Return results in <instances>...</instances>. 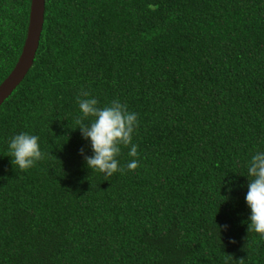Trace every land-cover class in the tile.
Masks as SVG:
<instances>
[{"label": "trees", "instance_id": "16d2710c", "mask_svg": "<svg viewBox=\"0 0 264 264\" xmlns=\"http://www.w3.org/2000/svg\"><path fill=\"white\" fill-rule=\"evenodd\" d=\"M29 6L0 0V83ZM82 89L138 114L135 169L128 146L124 171L86 167ZM19 131L43 153L27 170L7 150ZM257 150L264 0H45L33 64L0 105V264H264L244 199Z\"/></svg>", "mask_w": 264, "mask_h": 264}, {"label": "clouds", "instance_id": "9594fccd", "mask_svg": "<svg viewBox=\"0 0 264 264\" xmlns=\"http://www.w3.org/2000/svg\"><path fill=\"white\" fill-rule=\"evenodd\" d=\"M76 100L80 125L77 128L91 147V155L86 154L84 148L80 149L86 167L91 172L98 171L108 176L124 171L118 156L121 147L128 146V155L133 159L127 161L126 168L135 169L139 163L135 157L139 153L138 145L132 142V137L138 124V114L129 110L119 98L100 106L97 98L83 89ZM87 117L92 119L84 123V118ZM7 150L12 165L20 170L31 168L43 158L38 135L28 131L13 134L8 140ZM245 166L248 182L244 199L250 210L246 221L248 230L264 237V150L253 152L245 161ZM223 227L227 228V225Z\"/></svg>", "mask_w": 264, "mask_h": 264}, {"label": "water", "instance_id": "95a60500", "mask_svg": "<svg viewBox=\"0 0 264 264\" xmlns=\"http://www.w3.org/2000/svg\"><path fill=\"white\" fill-rule=\"evenodd\" d=\"M45 0H30L26 36L18 59L0 83V105L21 82L33 64L43 26Z\"/></svg>", "mask_w": 264, "mask_h": 264}]
</instances>
